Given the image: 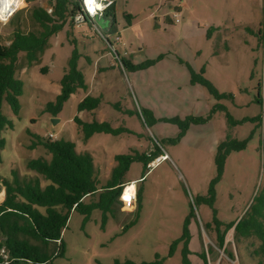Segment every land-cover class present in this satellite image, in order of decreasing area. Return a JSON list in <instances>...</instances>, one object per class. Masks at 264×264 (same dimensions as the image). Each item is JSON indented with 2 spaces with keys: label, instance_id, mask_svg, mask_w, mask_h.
<instances>
[{
  "label": "rangeland",
  "instance_id": "obj_1",
  "mask_svg": "<svg viewBox=\"0 0 264 264\" xmlns=\"http://www.w3.org/2000/svg\"><path fill=\"white\" fill-rule=\"evenodd\" d=\"M116 1L115 24L104 17L80 25L68 20L64 30L50 39L37 66L29 68L25 54L21 56L17 72L24 83L20 113L16 116L6 101L2 107L14 127L3 132L6 147L1 152L0 203L5 199L2 178L12 181L15 173L21 180L35 178L38 174L27 168L28 160L50 158L44 147L29 149L36 137L53 136V140L74 142L78 151L87 149L74 118L93 121L89 112L78 111L88 90L65 103L57 117L45 111L48 103L55 101L54 93L77 47L81 54L78 69L91 86L89 93L97 96L104 92L102 110L107 122L113 128L130 131L119 136L100 134L95 138L97 147L101 149L99 141H106L110 149L123 155L148 154L156 147L159 154L166 153L169 158L153 168L146 169L145 162L140 161L130 166L124 180L136 183L139 189L138 213V191L135 210L126 212L115 205L104 227L100 210H94L89 221L73 212L62 234L64 256L55 258L59 242L45 246L23 235L20 238L53 256L52 264L141 263L153 261L156 254L164 264H183L184 251L188 252L189 264H206L204 255L207 264H264V257L256 255L260 247L257 238L237 240L234 229L227 231V226L239 222L264 191V107L256 101L260 85L264 97V0ZM37 4L50 12L46 1ZM34 5L21 0L18 11L6 22L0 21V44L10 45L17 29L39 32L31 18ZM175 7L191 13L187 28H156L157 19L164 12L172 17ZM210 28L216 30L208 35ZM114 49L122 55L127 51L128 61L135 66L157 63L136 71L122 68ZM100 67L106 68L104 74ZM189 67L220 94L230 97L217 99L206 87L191 85ZM43 68L48 69L47 74H42ZM214 108L218 110L213 112ZM146 111L151 118L143 115ZM189 116L211 118L190 125L178 140V125L164 119L185 120ZM228 116L234 121H260L231 126ZM53 119L59 122L54 124ZM228 136L247 145L227 157L218 178L216 154ZM100 155L97 165L104 177L110 174V162L103 152ZM40 178L45 186L47 182ZM97 200L89 197L84 204ZM188 218V238L182 239ZM225 233V244L220 247V237ZM2 240L0 235V243ZM178 240L171 255V245Z\"/></svg>",
  "mask_w": 264,
  "mask_h": 264
},
{
  "label": "trees",
  "instance_id": "obj_2",
  "mask_svg": "<svg viewBox=\"0 0 264 264\" xmlns=\"http://www.w3.org/2000/svg\"><path fill=\"white\" fill-rule=\"evenodd\" d=\"M26 1L28 4H36L32 8L31 18L39 27V32L25 33L17 29L13 33L10 45L0 44V163L2 161L1 152L6 147L3 132L14 127L13 122L2 113L3 103L6 101L16 116L21 110L19 98L24 93V83L17 78L21 56L25 54L29 68L37 66L49 46L50 39L64 30L68 20L75 22V18L79 15L84 17L85 23L93 20L84 13L81 0ZM41 1H46L50 12L47 8L37 4ZM178 10V8L175 9L179 12ZM103 17L111 19L113 24L116 23L115 2L106 10ZM215 30L216 28L208 29V35ZM119 57L124 68L127 67L134 71L149 68L157 63V61H147L143 65L135 66L126 58L120 55ZM80 58L81 54L78 48L74 47L68 63L69 70L61 80V93L54 102L48 103L45 110L53 117H57L62 112L65 103L70 100L73 94L80 89L87 90L88 88L84 74L78 69ZM41 72L47 74L48 69L43 68ZM202 72L204 73V71ZM190 73L191 85L206 87L217 99L230 97V95L220 94L203 75L195 73L192 68H190ZM103 101L102 97L88 95L79 103L78 111L93 112L102 105ZM256 101L264 107L261 85ZM115 107L119 108V105L115 104ZM216 110L218 108H214L213 112ZM143 115L152 117L149 111ZM210 118L211 116L206 119L189 116L185 120L180 118L164 120L178 125L180 129L178 140H180L186 135L190 125L205 123ZM249 120L256 123L260 121V119H246L243 122ZM228 121L231 126L243 123L234 121L231 116H228ZM74 122L84 142L96 134L119 136L123 133H130L124 127L113 128L109 122L101 123L96 118L92 122H84L77 116L74 118ZM36 139L29 145V149L33 150L41 146L50 154V159L39 157L28 160L27 168L37 173L38 176L21 180L18 173H15L12 181L6 178L1 179L5 190V199L0 203V235L4 237L0 243V248L8 254V259L5 260L0 254V264L5 262L9 264H52L55 258L64 256L62 234L68 225L71 214L79 212L86 217L85 221H89L91 213L94 210H100L103 214L102 227H104L109 215L114 214V206L117 204L122 206L119 197L125 186L124 177L132 163L135 161L145 162V167L148 169L149 163L163 155L159 154L160 150L156 147L148 154L117 155L115 157L116 167L112 170L110 179L102 185L98 180L94 158L89 152L79 153L77 145L68 140L41 139L39 137ZM246 145V141L238 142L231 139L230 136L221 142L215 159L219 172L218 178L223 174L227 157L233 151L244 150ZM40 176L47 182L45 186H43ZM89 196L95 198L94 200L98 198V200L86 205L84 202ZM140 204L141 194L138 192L136 213L140 210ZM134 222L135 220L125 226L123 231H126ZM188 225L189 218L185 221L182 239L188 238ZM231 229L235 230L237 240L257 238L260 241V247L256 250V255L264 257V191L256 198L255 203L239 222L237 220L227 226V231ZM226 233L220 237V247L225 244ZM20 235L40 241L45 246L52 242H59L60 245H58L59 249L55 258L43 252L39 246L30 244L27 239H21ZM181 240L171 245V255L174 254ZM187 253V251L183 253V264H189L186 257ZM203 259L207 264L206 255L203 256ZM114 264H164V260L159 254H156L155 259L151 262L136 263L132 260H126L124 262L116 261Z\"/></svg>",
  "mask_w": 264,
  "mask_h": 264
},
{
  "label": "crops",
  "instance_id": "obj_3",
  "mask_svg": "<svg viewBox=\"0 0 264 264\" xmlns=\"http://www.w3.org/2000/svg\"><path fill=\"white\" fill-rule=\"evenodd\" d=\"M115 5H117V1L115 0ZM175 8H178L179 9V12H180V14H181V16H182V21H181V23L179 24V25H176V23H174V21L172 20V17H170L169 16V14L168 13H163V15L159 18V19H157V24H158V26L156 27V28H159V29H162V28H164L166 31H178V30H181V29H184L185 27L187 28V26H186V24H187V22H189V20H190V18H191V13L190 12H187V11H185L184 9H181V8H179V7H175ZM172 12H177V11H172ZM131 27H134V25L133 24H131L130 25ZM215 26H219V23H216V25ZM217 28V27H216ZM199 31H201V32H203L204 31V29L203 30H200L199 29ZM208 31V30H207ZM118 32V31H117ZM197 34V33H196ZM119 43H121V40H120V42ZM120 45V44H119ZM121 55V57H124V58H126L127 59V51H124V53H123V55H122V53L120 54ZM128 60V59H127ZM112 67V66H111ZM99 70L102 72V74H104L105 73V70H106V68H103V67H100L99 68ZM87 84V83H86ZM87 86H88V88H87V90H88V92L86 93V95H91V96H93L92 95V93L90 92L89 93V89H91V86L89 85V84H87ZM84 91V90H83ZM82 92V90L80 89V90H78L75 94H73L72 96H71V98L70 99H72V98H74V97H77L78 96V94L79 93H81ZM61 93V86L60 87H58L57 89H56V92L54 93V95L55 96H58L59 94ZM87 97V96H86ZM93 97H102L104 100H105V98H104V92L103 93H98V95L97 96H93ZM103 103H104V101H103ZM102 103V104H103ZM79 113H83V112H79ZM90 114H91V116L93 117V120H94V118H96L99 122H107V117L105 116V113L103 112V110H102V105L97 109V110H95V111H93V112H89ZM77 131H78V127H77ZM78 134H79V131H78ZM80 135V134H79ZM98 135H100V134H96V135H94L92 138H90L87 142H84V141H82V143H84L85 145H86V148L87 149H84V150H81V151H78V148H77V151L79 152V153H84V152H89L92 156H93V158H94V165H95V169H96V172H97V175H98V180H99V182L103 185V184H105L106 182H107V180H109L110 179V176H111V173H112V170L116 167V161H115V157L117 156V155H123V154H118V153H115V151L114 150H112V149H110V147H108L107 146V143H106V141H104L103 143H102V141H99V144L100 145H102L101 147V149H99L98 147H97V145L95 144V138H96V136H98ZM104 135H107V136H109L110 134H104ZM81 136V135H80ZM33 150H35V149H33ZM102 152L106 155V161L107 162H110V174H108V175H105L104 177H102L101 176V174H100V169H99V167H98V165H97V163H99L100 161L98 160L99 159V157L101 156L100 154H102ZM45 158H47V159H50L49 157H45ZM124 182V184L125 185H127V184H130V183H128V182H126L125 180L123 181ZM133 183V182H132ZM133 184H136V183H133ZM100 187H102V186H100ZM137 191L139 192V189L137 188ZM89 197H91V196H89ZM89 197H87L86 199H88ZM95 198H93V200H94ZM119 207H121L122 208V206H119Z\"/></svg>",
  "mask_w": 264,
  "mask_h": 264
},
{
  "label": "built area",
  "instance_id": "obj_4",
  "mask_svg": "<svg viewBox=\"0 0 264 264\" xmlns=\"http://www.w3.org/2000/svg\"><path fill=\"white\" fill-rule=\"evenodd\" d=\"M115 0H81L82 6H83V11L84 13L89 16L92 19H95L97 17H103L106 10L114 4ZM172 20L178 24L182 20V16L180 12H173L172 15ZM82 22H84V17L83 16H77L75 18V23L80 25ZM117 42H120V38H116ZM114 52L117 53V51ZM118 54V53H117ZM120 54H118L119 56ZM121 56V55H120ZM122 64V63H121ZM122 68L123 65H122ZM50 139H54L53 136L49 137ZM169 157L165 153L158 158H156L153 162L149 163L148 167L153 168L160 164L162 161L167 160ZM133 184V183H130ZM128 185L124 186L123 192L121 196L119 197V201L122 204V210L126 212H133L136 208V199H137V187L135 190V193L128 192ZM1 255L4 257L5 260L8 259V254H6L5 250H2ZM4 264H9V263H4Z\"/></svg>",
  "mask_w": 264,
  "mask_h": 264
},
{
  "label": "bare ground",
  "instance_id": "obj_5",
  "mask_svg": "<svg viewBox=\"0 0 264 264\" xmlns=\"http://www.w3.org/2000/svg\"><path fill=\"white\" fill-rule=\"evenodd\" d=\"M20 3L21 0H0V12H2L4 17L8 18L18 11ZM128 187V192L135 193V184H129Z\"/></svg>",
  "mask_w": 264,
  "mask_h": 264
},
{
  "label": "clouds",
  "instance_id": "obj_6",
  "mask_svg": "<svg viewBox=\"0 0 264 264\" xmlns=\"http://www.w3.org/2000/svg\"><path fill=\"white\" fill-rule=\"evenodd\" d=\"M0 13H2V12H0ZM0 21L6 22V17H4L3 14H2V18H0Z\"/></svg>",
  "mask_w": 264,
  "mask_h": 264
},
{
  "label": "water",
  "instance_id": "obj_7",
  "mask_svg": "<svg viewBox=\"0 0 264 264\" xmlns=\"http://www.w3.org/2000/svg\"><path fill=\"white\" fill-rule=\"evenodd\" d=\"M58 122H59V120L53 119V123H54V124H56V123H58Z\"/></svg>",
  "mask_w": 264,
  "mask_h": 264
},
{
  "label": "snow or ice",
  "instance_id": "obj_8",
  "mask_svg": "<svg viewBox=\"0 0 264 264\" xmlns=\"http://www.w3.org/2000/svg\"><path fill=\"white\" fill-rule=\"evenodd\" d=\"M0 18H2V13H0Z\"/></svg>",
  "mask_w": 264,
  "mask_h": 264
}]
</instances>
